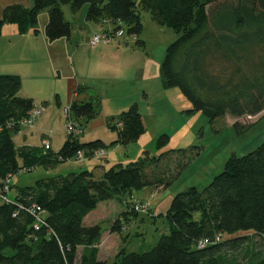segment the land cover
<instances>
[{
  "label": "trees",
  "instance_id": "obj_1",
  "mask_svg": "<svg viewBox=\"0 0 264 264\" xmlns=\"http://www.w3.org/2000/svg\"><path fill=\"white\" fill-rule=\"evenodd\" d=\"M65 5L74 14L87 6L88 21L112 23L114 31L124 27L129 36L139 37L143 31L139 8L159 26L172 29L178 38L167 48L161 79L164 89L178 88L190 101L193 108L187 112H202L214 124L228 115L240 118L264 111V0H140L139 4L134 0H34L31 8H6L0 17V37L5 24L16 25L20 34L38 33L39 15L47 10L48 40L70 38L72 23L65 18ZM136 45L143 47L144 42L137 40ZM21 90L19 76H0L1 178L51 169L80 151L94 156L107 148L99 140L81 142L88 123L101 110V99L93 95L70 105L71 118L82 133L69 135L58 153L30 146L17 149L13 136L34 110L33 100L22 96ZM88 91L78 86L75 93ZM109 127L118 136L111 146L134 144L146 132L136 103L113 117ZM233 127L242 135L254 124L235 122ZM169 138L160 136L158 148ZM243 149L232 154L207 187H191L174 197L166 215L168 231L152 249L142 253L122 249L112 263L100 258L102 226H87L86 218L102 203L130 202L136 191L166 189L174 174L173 156L187 150L160 156L145 151L139 160L114 165L100 179L89 171L72 172L18 188L13 203L0 202V264H264V241L261 249H247L241 261L239 255L250 239L234 237L255 232L264 239V141L249 152ZM34 207L40 211L31 213ZM123 215L129 219L127 211ZM39 216L46 225L37 231ZM120 222L119 218L114 232H120ZM201 243L206 245L200 247Z\"/></svg>",
  "mask_w": 264,
  "mask_h": 264
},
{
  "label": "rangeland",
  "instance_id": "obj_2",
  "mask_svg": "<svg viewBox=\"0 0 264 264\" xmlns=\"http://www.w3.org/2000/svg\"><path fill=\"white\" fill-rule=\"evenodd\" d=\"M134 1L139 4L140 0ZM62 8L66 12L65 18L73 23L72 27H75L73 28L74 31L82 32L84 35L89 32L88 30H84V21L81 19L80 14L72 13L68 5ZM139 11L143 23V31L140 38L146 41V48L143 49V55L140 56L142 61H140V64L146 71L144 86L149 88V90L146 89L149 101H145L146 105L143 103L138 105L142 117L144 116L143 120H145V134L134 144L110 146V142L115 138L117 132L109 127L112 117L105 116L101 110L103 108L104 111H109V105H112L114 100H109L108 98L111 97H107V95L105 97L102 96L100 113L88 123L85 134L81 137V142L87 143L95 138H103L107 143L109 142V145H106L107 148L104 149L106 154H96L92 157L85 156L80 161H76V158H74L66 163H59L54 168L48 170L37 168L28 172L22 171L17 173L12 178L14 189L10 193V198H14L18 192V188L34 187L38 180L56 176L60 173L62 174V172H64V175L69 174L70 171L77 170L78 172H82L86 166V169L88 168L89 170V166L93 168L97 164H106L107 160L112 162L108 168L110 169L116 162L121 163L122 161L123 164H128L129 162L139 160L145 151L150 152L152 156H160L173 150H187L186 153L173 156L171 166L174 174H171L173 178L171 184L166 189L161 191L155 189L136 191L133 197L136 200L133 202L112 200L109 203L101 205L99 209L97 208L98 210H95L96 212L87 219L86 225L96 223L102 226L103 235L98 245L100 258L110 263L115 260L122 249L137 253L152 249L157 244L160 236L168 231L169 224L166 215L174 197L191 187H196L200 190L207 187L217 175L223 172L232 154H239V151L243 148L244 151H247L246 148L249 146L243 147L242 145L248 142L260 128L264 129L263 119L254 131L250 130L240 135L233 127L231 120L234 119L233 121H235V117L231 115H228L225 120H218L214 124H211L209 118L202 112H187L193 108L190 101L178 88L167 90L162 88L163 84L160 72L167 48L177 40L178 36L172 29L156 24L149 12L141 8H139ZM89 23L92 24L90 21ZM93 23L95 25V22ZM91 34L89 32L86 36L90 37ZM120 40L129 41L130 46L128 48L134 52V47H132L134 45L130 43L128 34L122 39L115 40L114 43L119 45L118 42ZM142 57L148 58L147 65H145L146 61L142 60ZM57 80L59 81L56 78L47 79L45 84H43L46 91L58 88L57 86L61 82H57ZM133 84H136L133 90L140 89V85H142L141 81L134 82ZM43 93L44 91L42 90L41 94ZM100 93L103 94V91L100 90ZM52 96L53 100L56 93ZM52 103L54 104V101ZM149 104L151 108L146 109L149 107ZM35 106L36 109L41 107L38 104H35ZM141 107L144 110V114H142ZM60 108L61 116H51L55 114V106H53L45 119L43 108H40L42 116L34 121V125L22 126L21 130L13 136L16 148L19 149L29 144L30 146L44 149L43 141L47 140L51 146V152L58 153L69 136L66 108L65 106ZM254 117L243 116L237 119H239L238 122L240 124L245 125L256 123L257 118ZM162 135H168L170 138L165 146L158 148L157 141ZM255 138H252L253 141L250 140L249 145L252 143L257 144L261 141V138ZM179 166L184 167L180 175L175 176L178 173ZM138 200H143L144 202ZM137 203H147L150 210L146 213L137 212L134 208ZM122 209L130 215L128 220L123 215L125 212L118 215V212ZM119 218H122V224L121 222L118 223L121 227L120 232H114L113 227L119 221ZM234 237H247L250 239L239 255V260L241 261L245 253H248L247 249L251 251L263 247V237L255 232L238 233ZM83 252V248L79 249V259Z\"/></svg>",
  "mask_w": 264,
  "mask_h": 264
},
{
  "label": "crops",
  "instance_id": "obj_3",
  "mask_svg": "<svg viewBox=\"0 0 264 264\" xmlns=\"http://www.w3.org/2000/svg\"><path fill=\"white\" fill-rule=\"evenodd\" d=\"M33 1L34 0H0V17L3 16L4 11L9 6L21 5L25 8H31ZM85 10L87 13V8L84 7L79 11L80 13L78 12V14H80L81 19L84 21V30H88L92 33L90 37L86 36L89 32L84 35L82 32L74 31L73 28L75 27L73 26L70 38L49 41L46 36V26L49 21V14L47 10L43 11L39 15L38 33H34L33 30H31L26 34H20L18 27L13 24H5L2 30V35L0 37V76H19L22 79L21 95L33 100L34 109H36L35 104H38L41 106L40 108H43L45 113V116L43 115L44 119L47 117L48 112L51 108H53V106H55V114H52L51 116L57 115L59 117L61 113L60 107L65 106V108H68L76 99L80 101H88L90 96L93 95L99 97L101 102L102 96L105 97L106 95L107 97H111L108 98L109 100H114L112 105H109V111H104L103 108L101 110L105 116L112 118L119 116L124 111H127L135 103L138 105H141L142 103L146 105L145 101H149L146 90H149V88L144 86L146 71L140 64L142 62L140 56L143 55V49L146 48V41L141 40L139 36L138 41H143L144 46L139 47L136 44H132L134 45L132 46L134 47V52L130 51V48H128L130 44L127 40H120L118 42L119 45L114 42L111 45L104 43H99L95 46L91 45L90 41L94 36L104 34L114 26L109 22L95 23L94 25V23L90 21L92 23L90 24L86 18ZM64 14L66 16L65 11ZM142 60L146 61L145 65L148 64V58L145 59V57H142ZM54 78L59 79L57 82H61L57 86L58 88H55V90L48 88L49 91H46L43 84H45L47 79ZM137 81H141L142 85H140V89L137 88L136 90H133L136 86V84L133 83ZM78 86L88 87L90 88V91L77 95L75 91ZM42 90L44 91L43 94H41ZM100 90L103 91V94L100 93ZM54 93H56V96L52 100V95ZM52 101H54V104ZM150 108L151 105L149 104V107L146 109ZM141 111L142 114H144L142 107ZM254 118H257V121L256 123H252L254 124V128L251 131H254V129H256V127H258V125L263 121L264 111ZM233 120L231 121L234 124L235 122H238L239 119L235 118V121ZM260 130V132L258 131L255 133L256 135L254 134L253 136L256 137L255 139L261 138L259 143H252L249 145L251 142L250 140L253 138L252 137L248 140V142L242 145L243 147L249 146L246 148V152L258 147L264 141V134L260 135L264 132V129L260 128ZM117 139L118 136L116 134L115 138H113L112 142H110V146L112 143L117 141ZM98 140L102 141L105 145H109V142L107 143L103 138H95L90 142ZM24 146L30 145L26 144ZM111 163L112 162L107 160L106 164H97L93 168L87 164L89 166V170L88 168L86 169V166L85 170L82 171L92 172L97 179H100L103 177L104 172L111 166ZM116 164L118 163L116 162ZM72 172L79 173L77 170L70 171V173ZM58 175H64V172ZM133 197L134 193L130 202L136 200L133 199ZM138 201L144 202L143 200ZM105 203L100 204L98 209ZM95 212L96 211H93L88 215L85 220V224L87 219ZM123 212L125 211L122 209L118 212V215ZM120 220H122V218ZM95 224L96 223H91L87 226ZM123 230L125 229L123 228Z\"/></svg>",
  "mask_w": 264,
  "mask_h": 264
},
{
  "label": "built area",
  "instance_id": "obj_4",
  "mask_svg": "<svg viewBox=\"0 0 264 264\" xmlns=\"http://www.w3.org/2000/svg\"><path fill=\"white\" fill-rule=\"evenodd\" d=\"M119 25L121 26L122 24L120 23ZM126 35H127V32L124 27L117 31H114V29L111 28L102 35L94 36L91 39L90 44L93 46L99 43H105V44L111 45L113 44L115 40L122 39ZM129 37H130V43L136 44L138 37L136 35H130ZM41 116H42V111L40 109H34L31 112L30 116L21 123V126H32L34 125V121L40 118ZM66 116L68 119L67 128H68L69 135H75V136L80 135L82 133V128L78 122H76L75 120L71 118L69 107L66 108ZM43 145L46 151L51 150V146L49 145L47 140L43 141ZM96 154L104 155L105 150L104 149L99 150L96 152ZM84 157H85L84 153L80 151L78 152L75 158L76 160H82ZM11 180H12V176H8L5 179L0 177V202L2 203H13L10 198V193H11L10 187L12 185ZM134 208L137 212H141V213H146L150 210L149 205L147 203L146 204L137 203V205H135ZM35 210L40 211V208L34 207V209L30 210V212L35 214L36 213ZM38 223L39 224L35 226V229L37 231H40L41 225H46V223L44 222L43 219L40 218V216L38 217ZM205 245L206 243H201L200 247H204Z\"/></svg>",
  "mask_w": 264,
  "mask_h": 264
}]
</instances>
